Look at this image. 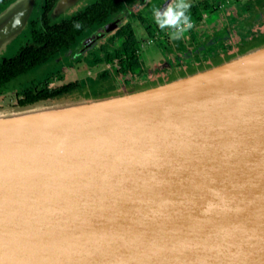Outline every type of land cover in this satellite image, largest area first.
<instances>
[{"label":"water","instance_id":"water-1","mask_svg":"<svg viewBox=\"0 0 264 264\" xmlns=\"http://www.w3.org/2000/svg\"><path fill=\"white\" fill-rule=\"evenodd\" d=\"M21 1L0 14V49L31 16ZM87 3L57 0L50 17ZM260 57L264 42L0 114V264H264V62L236 67ZM34 107L49 108L11 120Z\"/></svg>","mask_w":264,"mask_h":264},{"label":"trees","instance_id":"trees-1","mask_svg":"<svg viewBox=\"0 0 264 264\" xmlns=\"http://www.w3.org/2000/svg\"><path fill=\"white\" fill-rule=\"evenodd\" d=\"M12 1L14 0H0V11L3 5ZM56 1L40 0L38 12L28 19L26 29L11 40L16 42L22 39V42L11 56L3 57L0 61V88L39 68L44 70L28 79L22 87L21 98L17 100L19 106L77 99L88 95L98 96L117 87H145L150 79L144 61L136 51L138 40L133 27L125 18L115 28L104 33L98 41L93 61L107 64L108 69L97 72L94 77L81 79L78 85L86 87V90L74 95L75 83L51 86L54 74L59 79L64 77L63 70L57 69L56 65L69 60L67 51L75 48L87 34L117 16L123 8L122 0H93L75 13L54 20L50 17V12ZM201 13L198 11L195 18L200 19ZM141 20L146 22L143 18ZM149 28L147 25L148 31ZM255 36L257 35L250 34L249 39L245 38L241 43L222 45L215 53L218 55L216 57L234 48L244 47ZM97 86L98 89L95 90Z\"/></svg>","mask_w":264,"mask_h":264},{"label":"flooded vegetation","instance_id":"flooded-vegetation-1","mask_svg":"<svg viewBox=\"0 0 264 264\" xmlns=\"http://www.w3.org/2000/svg\"><path fill=\"white\" fill-rule=\"evenodd\" d=\"M122 1H123V8L118 12L117 16H115L114 18L110 19L109 21L103 24L105 25L108 23H114L113 26L110 29L103 32L102 34L96 35L90 41H87L86 38L89 35H91L93 32H95L99 27L93 30L91 33L87 34L85 37H83L79 41V43L76 45L75 48H72L71 50L67 51L69 60L70 58L74 57L78 52L81 53L83 60L86 58L87 53L89 54L91 53L93 56V60H94V52L97 48L98 41L101 39L104 33L115 28L117 24L119 23V21H121L124 18L128 19L133 27V24L130 18H128V16L126 15V13H129L133 10L136 12L135 16L137 17L141 27L143 28V31L146 32L145 33L146 37L144 39H138L137 38L138 29H135L133 27L135 37L138 40L136 51L140 54V56L142 57L144 61V57L142 53L143 50L145 48L156 46V48L160 52L159 56H161L162 59H164V62L161 65V67L159 66L158 61L155 62L157 67L153 69L152 71L148 69L144 61L146 71H147V76L149 77V79L153 75L163 74V73L167 74L173 70L180 69L186 64H191V63H194L195 61H204L209 58L211 59L215 56H218L215 53L221 49L222 45L226 46L227 44L241 43V41L244 40L245 38L249 39L250 34L252 35L260 34L259 37L264 36V28L255 29V27L257 26L256 24L264 25V0H247L245 2H242L240 0H232L239 7L242 8V11L244 13L243 17L239 14L236 20L232 22L231 24H225L224 26H221L219 30L208 28L207 32L203 35H200L198 32L193 31L191 29L190 31L184 34V35H187V37L185 38L182 37L179 40L171 39L170 29H165L161 31L158 25L155 23V19L152 14L154 7H158L161 10H163L168 4L172 3L173 0H122ZM248 1L250 4L246 3ZM188 2L191 4V8L189 10L191 14L196 16L198 11L202 12L201 13L202 17L200 19L195 18L196 20L195 22L203 21L202 20L203 17L205 18L209 17L212 12L217 11L218 8H220L221 6V3H218V2L216 3V0H188ZM39 4H40V0H38V5ZM4 6L6 5H3L1 10L4 8ZM138 6H141V7L139 8ZM141 18L146 20V22L144 23L141 20ZM147 25L150 26L149 31L146 29ZM156 43L159 45H156ZM9 45L11 46V44ZM166 46L170 47L171 51L168 50ZM221 53L223 52L221 51ZM221 53H219V55ZM11 55L12 54L2 56L0 58V61L3 57H9ZM59 58L61 60L62 56ZM69 60L67 62L63 61L57 64L56 68L63 69L62 67H59V66L60 65L64 66V64L68 65ZM78 61L79 60L77 59V62ZM95 63L96 62H94V64ZM97 64H103V63H97ZM33 71H31L30 73H32ZM40 71L42 72V69H40ZM30 73H28V75H30ZM28 75H24L23 77H27ZM64 76H65V73H64ZM94 76H91V77H94ZM53 78H57L55 74ZM57 79L61 80L59 78ZM81 79H79L78 82ZM52 84L51 86H53ZM53 87H57V86H53ZM96 89H98V86L95 88V90Z\"/></svg>","mask_w":264,"mask_h":264},{"label":"rangeland","instance_id":"rangeland-1","mask_svg":"<svg viewBox=\"0 0 264 264\" xmlns=\"http://www.w3.org/2000/svg\"><path fill=\"white\" fill-rule=\"evenodd\" d=\"M15 1H12L9 4H7L6 6H4V8L0 11V14L4 13L11 6V4L14 3ZM91 1H93V0H88V3ZM240 1L245 2L247 0H240ZM217 2L221 3L220 8H218L217 11L212 12L209 17H207V18L203 17L202 18L203 21H201V22H198V21L195 22L196 21L195 16L193 14H191L189 11V14L191 15V17L194 21V24H195L194 28H192L193 31H196L200 35H203L207 32L208 28L219 30L221 28V26H224L225 24H231L232 22H234L236 20V18L239 16V14L243 17L244 13L242 11V8L239 7L232 0H228V1L227 0H216V3ZM246 3L250 4L249 1ZM38 6H39L38 0H36L30 17H33L38 12V9H39ZM138 7L140 8L141 6H138ZM135 13L136 12L133 10L129 13H126V15L128 16V18H130V20L133 24V27L135 29H138L137 30V33H138V31L143 30V28L141 27L137 17L135 16ZM27 25H28V21L24 25V27L22 28L21 31H24L26 29ZM256 25L258 27L256 26L255 29L256 28H260V29L264 28V25H258V24H256ZM144 35H146V34L144 33ZM259 35L248 40L246 42V44L244 45V47H253L257 44L263 43L264 42V36L259 37ZM21 42H22V39H19L16 42H13V41H11V43L8 42L6 44V46L4 47V49H0V58L2 56H5V55L13 54L15 49L21 44ZM9 44H11V46ZM156 45H159V44L156 43ZM166 47L168 50L171 51L170 47H168V46H166ZM77 54L74 57L70 58L68 65L64 64V66H61V65L59 66V67L63 68L62 70L65 73L64 78L61 80H58L57 78H53V82H52L53 86H59V85H62L65 83H70V82L75 83L76 89L74 90V92H75L74 95H76L77 93H80V91L86 90L85 89L86 87L82 88V86L78 85L79 79L84 78L86 76H88V77L94 76L97 72L103 71V70L105 71L108 69L107 64H97V63L94 64L93 56L91 53L90 54L87 53L86 58L84 60H83L80 52H78ZM155 57L158 58V59L157 58H154V59L156 61H158L159 66L161 67V65L164 62V59H162L161 56H155ZM217 58L218 57L215 56L211 59L209 58L207 60L201 61V63L203 65L208 64L210 61L215 60ZM77 59L79 60L78 62H77ZM188 65L189 64H186L182 68H184V67L188 68L189 67ZM42 70H44V69H42ZM174 72H175V70L171 71L170 73L165 74L164 76L155 78V79H153V82L156 83V82H159L165 78H168ZM40 73H41L40 69H37V70L33 71L32 73H30V75H28L27 77H17L15 79H13L12 81L6 83L3 87L0 88V114L12 112V111H17V110L25 108V106H19L17 104V100L19 98H21L22 87L27 83L28 79H30L31 77L36 76ZM151 82H152V80L147 81L145 87L153 83V82L152 83ZM141 87L142 86H138V87L128 86L126 88L137 89V88H141ZM119 88L120 87H117L115 89H119ZM58 102L69 103L71 101H70V99H65L64 101H58ZM58 102H56V103H58ZM49 103H52V102H39L35 105H46ZM29 106H31V105H29ZM26 107H28V106H26Z\"/></svg>","mask_w":264,"mask_h":264},{"label":"clouds","instance_id":"clouds-1","mask_svg":"<svg viewBox=\"0 0 264 264\" xmlns=\"http://www.w3.org/2000/svg\"><path fill=\"white\" fill-rule=\"evenodd\" d=\"M190 8L188 0H173L163 10L154 7L152 14L161 31L170 29L171 39L179 40L195 26L189 14Z\"/></svg>","mask_w":264,"mask_h":264},{"label":"bare ground","instance_id":"bare-ground-1","mask_svg":"<svg viewBox=\"0 0 264 264\" xmlns=\"http://www.w3.org/2000/svg\"><path fill=\"white\" fill-rule=\"evenodd\" d=\"M26 2H27V0H23L16 6V8L14 10L15 14H19L23 10L24 6L26 5ZM258 61L264 62V57L251 58V59H249V60H247V61H245L243 63L238 64L236 67L239 68L243 64H244V67H246L247 65H250V64L258 62ZM233 69L234 68L228 69V71L226 73H230ZM199 80H200V77H197V78L193 79L192 82H198ZM175 86L176 85L160 88L159 91L161 92V89H168V88H172V87H175ZM149 95H152V94L142 93V94H139L137 96L122 100L119 103L122 104V103H125V102H128V101L140 100V99L148 97ZM48 108L49 107H34V108H31V109L23 110V111L17 112L18 113L17 117H15V118H13L11 120L20 121V120H26V119H29V120L38 119V118L43 117L44 114H47ZM77 112H81V111L77 110V111H74L73 113H77Z\"/></svg>","mask_w":264,"mask_h":264},{"label":"crops","instance_id":"crops-1","mask_svg":"<svg viewBox=\"0 0 264 264\" xmlns=\"http://www.w3.org/2000/svg\"><path fill=\"white\" fill-rule=\"evenodd\" d=\"M144 33H146V32L143 31V30H140L138 32V37L137 38L138 39H144L146 37L144 35ZM183 37L185 38V37H187V35H184ZM142 53H143L144 61L146 63V66L148 67V69H150L151 71L153 69H155L157 67V65L155 64V62H157V61L154 58H157L155 56H159V54H160L159 50L156 47H150V48H145ZM196 62H201V61H195L194 63H191L188 66L189 67H192V66L195 65ZM180 69H176L175 71H179ZM164 75H165L164 73L163 74L153 75V76L150 77V80H153L156 77L158 78V77H161V76H164Z\"/></svg>","mask_w":264,"mask_h":264}]
</instances>
